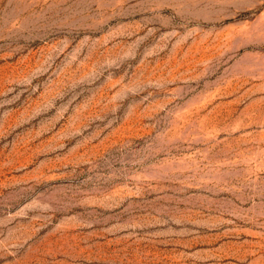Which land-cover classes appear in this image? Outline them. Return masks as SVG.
I'll list each match as a JSON object with an SVG mask.
<instances>
[{"label":"rangeland","instance_id":"374dc122","mask_svg":"<svg viewBox=\"0 0 264 264\" xmlns=\"http://www.w3.org/2000/svg\"><path fill=\"white\" fill-rule=\"evenodd\" d=\"M0 264H264V0H0Z\"/></svg>","mask_w":264,"mask_h":264}]
</instances>
